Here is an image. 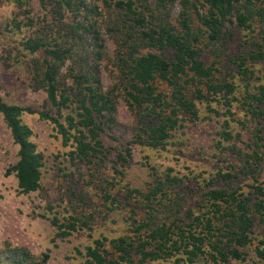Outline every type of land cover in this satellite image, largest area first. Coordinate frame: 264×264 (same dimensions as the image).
I'll return each instance as SVG.
<instances>
[{
    "label": "trees",
    "instance_id": "trees-1",
    "mask_svg": "<svg viewBox=\"0 0 264 264\" xmlns=\"http://www.w3.org/2000/svg\"><path fill=\"white\" fill-rule=\"evenodd\" d=\"M8 1L17 11L4 25L0 22V34L19 35L17 48L27 56L24 70L29 84L45 93L50 108L10 103L0 94V116L18 147L17 159L6 174L14 175L19 194L41 186L44 155L24 121L25 114L35 113L69 147L70 159L90 169L87 184L98 191L107 212L122 209L127 213L125 233L102 234L75 249L83 264L157 260L247 264V249L254 242L256 257L264 261V180L260 178L264 131L256 124L247 125L264 115V72L255 75L251 68L264 65V0ZM22 15L25 20L19 18ZM227 23L250 33L246 50L230 58L237 74L257 82L253 90L245 83L241 96L235 94L233 82L218 76L221 54L217 49ZM205 52L214 59L204 60ZM105 60L115 70L107 89L100 77ZM118 98L132 114L128 146L117 155L122 162L131 156V145L164 149L174 130L200 119V103L209 112L204 119L221 116L215 148L227 150L233 159L224 170L218 168L199 193L189 178L170 168L154 175L145 187L109 179L103 172L107 158L103 135L117 123ZM233 102L242 111L239 115L233 111ZM217 104L223 112L214 107ZM233 123L240 129L232 127ZM243 129L248 132L246 142ZM112 170L123 177V170ZM246 180L251 181L246 183L248 190L241 184ZM39 216L49 219L60 238L81 228L92 229L90 213L62 219ZM257 224L262 230L259 237ZM49 252L35 254L24 245L8 242L0 264H47Z\"/></svg>",
    "mask_w": 264,
    "mask_h": 264
},
{
    "label": "rangeland",
    "instance_id": "rangeland-1",
    "mask_svg": "<svg viewBox=\"0 0 264 264\" xmlns=\"http://www.w3.org/2000/svg\"><path fill=\"white\" fill-rule=\"evenodd\" d=\"M33 9L37 10L33 2ZM28 7V6H24ZM22 8L21 10H23ZM20 10V11H21ZM17 11L8 0H1L0 22L2 25L11 20ZM178 7L174 6V15ZM20 19L25 20L24 16ZM226 35L218 51L221 58L218 61V76L233 82L236 86V95L241 96L245 83L253 90L257 84L253 78H242L237 74L230 58L246 50L245 42L250 33L233 23L225 26ZM232 33V35H231ZM21 36V34H20ZM19 35L2 31L0 34V94L10 103L22 106H32L35 109L50 108L46 103L45 93L30 86V80L25 73L27 56L17 48ZM109 49L111 43L107 42ZM22 54V56H21ZM204 60L214 59L210 52H205ZM255 75H263L264 65L251 66ZM115 75L114 66L109 60L102 63L100 77L102 87L107 89L113 83ZM200 119L187 123L185 127L174 130L169 137L168 145L164 149H151L138 145H131V156L126 162L118 159V153L123 152L130 140L132 114L121 98H118L116 118L117 123L113 129L103 135L107 158L104 162V174L109 179L128 183L131 186L145 187L154 175L163 174L168 168L183 178H189L195 192L206 189L205 183L216 174L218 168L225 169L228 161L233 159L227 150L220 151L215 148L218 131L222 129L220 115H208L205 103L198 104ZM220 112L224 109L214 105ZM264 108V107H263ZM233 111L242 113L236 102H233ZM24 121L33 130V140L45 159V168L41 186L38 190L26 195L17 192L16 179L13 174H6L7 169L17 159V145L13 143L9 129L0 116V254L6 243L24 245L35 254L49 249L47 264H83V258L76 253V248L91 243L92 239L102 234L114 237L125 233L128 225L127 213L122 209L107 212L101 204L98 191L87 184L90 179L89 171L81 161L70 159L67 154L69 147L61 144L60 138L55 135L52 125L38 118L37 114H25ZM256 124L264 131V115L256 123L248 122L250 128ZM232 127L239 130L233 123ZM243 132L244 141H247V131ZM111 135V136H108ZM226 159V160H225ZM112 167L123 170V177L113 172ZM261 180H264V168ZM246 183L242 182L245 190ZM236 185V184H235ZM74 191L75 195H71ZM44 213L47 217L56 215L62 219L70 214H92L90 222L92 229H78L64 238L56 237V229L48 218L39 216ZM261 225H256L257 237L262 233ZM55 237V239H54ZM54 239V240H52ZM255 242L247 249V264H264L253 250ZM149 264H168V261H151ZM238 264V263H235Z\"/></svg>",
    "mask_w": 264,
    "mask_h": 264
}]
</instances>
